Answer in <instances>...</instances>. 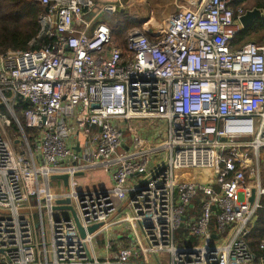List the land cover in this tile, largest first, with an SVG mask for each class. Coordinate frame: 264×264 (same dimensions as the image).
Here are the masks:
<instances>
[{
    "label": "built area",
    "instance_id": "obj_1",
    "mask_svg": "<svg viewBox=\"0 0 264 264\" xmlns=\"http://www.w3.org/2000/svg\"><path fill=\"white\" fill-rule=\"evenodd\" d=\"M232 2L188 0L117 44L116 24L98 18L121 12L119 0H39L29 44H47L0 53V264H254L264 45L231 47L246 12ZM91 169L111 185L76 189ZM62 173L67 189L50 184Z\"/></svg>",
    "mask_w": 264,
    "mask_h": 264
},
{
    "label": "trees",
    "instance_id": "obj_2",
    "mask_svg": "<svg viewBox=\"0 0 264 264\" xmlns=\"http://www.w3.org/2000/svg\"><path fill=\"white\" fill-rule=\"evenodd\" d=\"M250 0H233L232 5H240L245 11L252 8L264 9V2L257 0L255 5H250ZM44 13V8L39 0H0V53L9 50H33L39 48L48 39L40 44L30 45V41L36 37L39 31L38 18ZM105 14H109L105 12ZM110 25L113 23L110 22ZM134 24L127 23L120 30L114 31V35L123 34ZM255 42L264 45V17L256 19L249 26L242 28L232 39L231 47ZM47 44V43H46ZM29 107L27 101L18 102L14 110L18 119L23 123L21 111ZM16 130V127H12ZM29 136V143L33 146V131L26 129ZM194 206H198V200L194 201ZM197 209V208H196ZM181 230L176 233L179 234ZM245 241L254 255V264H259V259H264V249L260 248L261 241H264V196L260 200V208L256 212V220L250 233L245 237Z\"/></svg>",
    "mask_w": 264,
    "mask_h": 264
},
{
    "label": "crops",
    "instance_id": "obj_3",
    "mask_svg": "<svg viewBox=\"0 0 264 264\" xmlns=\"http://www.w3.org/2000/svg\"><path fill=\"white\" fill-rule=\"evenodd\" d=\"M96 2H101V3H110L113 1H117V0H95ZM123 5L124 8L122 10H120V13H129V19L130 21H135V19H137V21H141L138 23H134V26H138L140 25L145 19L149 20V24H155L156 25H161L162 22H164V20L169 17L171 14H173L174 12H176L178 9H180L181 7H184L187 5L188 0H119ZM145 135H147L149 138V143L152 145L153 143H156V141H159L160 138L157 136V134L155 133V130H145ZM40 158V156H38V159ZM39 162L41 161V159L38 160ZM264 162V159L262 158L261 160V166ZM108 171H106L105 169H91V170H87L85 171L84 174H80L78 176H84L87 175L90 177V181L87 184V186H85V188L88 187H109L111 185L110 183V178L108 176ZM207 173V172H205ZM203 172H197V171H189V172H183L181 175L182 176H186L187 177H193V178H198L200 179L202 176H206L207 174H205ZM94 175L98 176V181L95 180ZM104 176H106L108 178L107 182L103 181L102 178H104ZM261 176H264V171L261 170L260 172V182L261 185L264 186L261 181ZM77 177V176H76ZM75 179V178H74ZM50 184L54 187H58V188H64V184L61 180L58 179H51L50 178ZM74 184H75V180H74ZM76 187V186H75ZM84 188V187H83ZM82 188V189H83ZM125 205V202L122 203V206L120 208H123ZM117 232V231H116ZM105 241L106 238L102 237L99 238V240L97 241L98 244V253L100 255H102L103 253V247L105 245ZM130 245V240L127 238H119L117 239V241L112 243V249L113 250H117L120 247H127ZM132 262L134 263V260H132Z\"/></svg>",
    "mask_w": 264,
    "mask_h": 264
},
{
    "label": "rangeland",
    "instance_id": "obj_4",
    "mask_svg": "<svg viewBox=\"0 0 264 264\" xmlns=\"http://www.w3.org/2000/svg\"><path fill=\"white\" fill-rule=\"evenodd\" d=\"M262 2H264V0H261ZM250 5H255L257 0H250ZM262 11H264V9L261 8ZM129 13L126 12V13H120V12H117V13H110V14H105V13H102L99 18H98V21H106V22H111L113 24H116L117 28L115 31H118L120 30L125 24H127L128 22L129 23H138V22H141V21H137V19H135V21H130L128 20L129 19ZM263 16V15H261ZM151 24V23H150ZM154 24V23H153ZM124 34L125 32H123V34H121V36L119 35H114V39H115V42L117 44H121L124 40ZM261 170L264 171V162L262 164V166L260 165V172ZM95 177V180L98 181V176L97 175H94ZM75 186H76V189H82L83 187L85 188V186H87V184L89 183L90 181V177L87 176V175H84V176H77L75 177ZM103 181L107 182L108 178L106 176H104V178H102ZM261 181L263 182L262 184L264 185V176H261ZM161 259L164 261V264L165 263V256L164 255H161Z\"/></svg>",
    "mask_w": 264,
    "mask_h": 264
},
{
    "label": "water",
    "instance_id": "obj_5",
    "mask_svg": "<svg viewBox=\"0 0 264 264\" xmlns=\"http://www.w3.org/2000/svg\"><path fill=\"white\" fill-rule=\"evenodd\" d=\"M261 11L260 9L258 8H252L250 10H247L245 12L244 15H242L240 17V23L242 25V28H245L247 26H249L250 24H252L256 19H259L261 17ZM75 150H78V147H74ZM51 179H58V180H61L64 184V188L67 189L68 187V180H69V175L67 173H62V174H53L51 176ZM254 195H255V190L253 189L252 192H251V197L249 198V201L252 202L253 199H254ZM60 201H63V200H60ZM59 202V201H58ZM63 202H68V200H64ZM61 208V207H59ZM62 208L64 209H68L71 211L72 213V216L74 218V221H75V224H76V227L80 233V235L83 236L84 234V231L82 229V227L80 226L79 222H78V219L74 213V210L71 206H63ZM99 225L95 224L93 226H90L89 227V231H93L95 230Z\"/></svg>",
    "mask_w": 264,
    "mask_h": 264
},
{
    "label": "bare ground",
    "instance_id": "obj_6",
    "mask_svg": "<svg viewBox=\"0 0 264 264\" xmlns=\"http://www.w3.org/2000/svg\"><path fill=\"white\" fill-rule=\"evenodd\" d=\"M156 24V23H155Z\"/></svg>",
    "mask_w": 264,
    "mask_h": 264
}]
</instances>
